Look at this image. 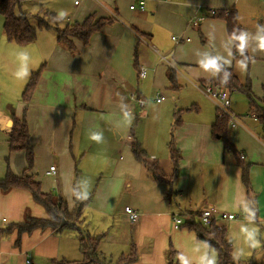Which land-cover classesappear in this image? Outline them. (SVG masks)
I'll use <instances>...</instances> for the list:
<instances>
[{
    "label": "crops",
    "instance_id": "1",
    "mask_svg": "<svg viewBox=\"0 0 264 264\" xmlns=\"http://www.w3.org/2000/svg\"><path fill=\"white\" fill-rule=\"evenodd\" d=\"M76 1L67 24L83 23L90 16L97 20L113 19L91 37L88 45L74 40L76 53L58 45L53 29L38 31L35 42L26 46L7 41L4 34L0 37V179L6 177L8 170L16 176L26 170L25 153H10L9 136L13 117L20 119L24 115L22 94L28 80L43 66L26 112L35 154L31 174L42 190L63 197L70 210L76 207L74 190L81 200L93 193L91 201L82 208L83 228L91 235L105 234L102 253L121 251L123 255L125 248L129 253L135 247L138 260L133 264H166L165 254L172 242L183 264H208L212 252L208 245L188 229L175 230L172 216L196 214L211 207L220 212L219 208L232 199L240 208L243 198L248 205L245 208L248 220L264 226V149L261 148L264 144L251 134L246 121L253 120V127H257L258 118L239 116L242 127L232 134L229 131L233 149H225L213 140L216 139L212 136L216 113L211 125L203 123L196 131L188 133L183 130L181 119L176 129V148L181 161L172 187L153 181L148 172L144 176L137 161L130 159L125 164H111V153L133 141L134 135L131 136L129 130L134 119H138L137 109L147 107L146 122L154 107L164 111L166 98L173 99L174 91L181 88L179 80L196 89L194 84L214 79L215 62H222L233 68L242 81L246 65L234 59V40L227 33L226 22L210 16L211 10L218 12L235 7L244 41L253 58L249 69L253 90L261 98L264 0H144L143 11L138 8L140 0H83L75 4ZM132 5L136 7L134 10L130 9ZM198 17L205 20L194 27L193 22ZM175 36L183 40L175 43L172 40ZM141 68L147 69L145 78L139 77ZM157 92L163 94L161 103L150 101ZM131 94L148 100L149 104L139 107L130 100ZM192 109L198 111L196 106ZM124 134H127L126 139H122ZM85 148L100 149L103 152L101 164L106 165L107 172L111 167L96 189L89 187L94 175L85 189L81 186V170L79 183L74 186L77 171L74 149L83 157L88 152L83 151ZM234 150L244 155V162L250 164V181L257 197L255 208H250L246 200L237 159L226 157V152L234 155ZM150 152L153 159L149 163L158 167L155 152ZM51 166L56 167L53 176L46 174ZM161 170L165 173L166 169ZM126 207L140 214L137 223L130 221ZM26 211L33 217H48L28 191L14 189L7 194L0 191V229L22 222ZM237 220L222 222L234 254ZM119 223L127 225L124 240L118 229L115 230L122 226ZM17 237V231L0 235V264L82 261L77 231L54 234L50 229H37L31 235L22 236L19 248L15 247Z\"/></svg>",
    "mask_w": 264,
    "mask_h": 264
},
{
    "label": "trees",
    "instance_id": "2",
    "mask_svg": "<svg viewBox=\"0 0 264 264\" xmlns=\"http://www.w3.org/2000/svg\"><path fill=\"white\" fill-rule=\"evenodd\" d=\"M24 1L25 0H0V15L4 19V35L7 41L19 46H26L35 42L38 31L53 29L57 34L58 45L71 53H76L78 50L74 44V40L80 41L84 46L88 45L91 37L95 33L99 32L106 24L113 22V19L97 20L94 16H90L83 23L73 22L67 24L64 28H60L56 23L57 20H60V17L53 13H46L43 17H35L37 20V27L34 28L31 26L27 15L23 14L21 11ZM216 13L214 18L226 22L227 33L234 40V59L244 62L247 69V76L245 81L242 82L238 79L233 68L225 66L222 62H215L213 69L216 75L214 79L206 83H218L230 94L233 92L244 94L247 97L249 108L256 114L259 123L264 127V107L262 106V104H264V97L262 101H258L252 92V80L250 79L249 69L253 58L244 41L242 28L238 22L237 11L235 7H233L230 10L218 11ZM42 69L43 66L36 72H33L28 80L22 94V102L25 105L24 115L20 119L13 117V128L9 136L10 153H25L27 163L26 170L21 176H16L8 170L6 177L0 179V191L3 194H7L14 189L28 191L33 200L45 209L48 217H33L26 211L22 222L6 225L4 228L0 229V235L12 234L14 231H17L18 237L15 242V247L19 248L21 246L22 236L25 234L31 235L37 229H50L54 234H59L63 231H77L83 260L74 263L64 262L63 264H112L111 260L107 259L104 254L99 251V245L105 234L91 235L90 233L84 232V229L80 226V224L84 222L82 208L86 203L91 201L93 193L85 200H81L79 197L75 196L76 207L70 210L67 201L63 197L45 193L41 188V184L35 181L34 175L31 174L34 168L35 154L30 141L31 134L26 119V112L37 87ZM171 79L172 82H174V79ZM180 125L181 117L179 116L172 128V137L173 131ZM229 127L228 119L226 117L221 118L216 111V120L212 125V136L222 140L225 149H233V145L229 140ZM175 144L172 138L169 143L170 159L173 163V171L171 174H165L157 166L150 164L149 161L146 160V153L140 149L138 144L132 145V150L136 160L145 164L149 176L153 181L157 183H166L172 187L177 179L181 161V155ZM234 152L238 165L241 168V181L246 191V200L250 208H255L257 197L252 189L250 181V164L241 160L237 151L234 150ZM199 214L200 212L194 215ZM236 217L235 220L238 219V216ZM222 222L231 221L213 222L210 226H204L198 221L190 220L182 224L177 230L185 228L194 232L198 240L208 245L210 250L215 252L217 264H254L249 260L245 262L236 261L231 241L227 236V230L222 225ZM173 247L171 242L165 254L166 264H182L181 255L173 249ZM137 260L138 252L135 247H132L127 255H121L114 264H133L137 262Z\"/></svg>",
    "mask_w": 264,
    "mask_h": 264
},
{
    "label": "rangeland",
    "instance_id": "3",
    "mask_svg": "<svg viewBox=\"0 0 264 264\" xmlns=\"http://www.w3.org/2000/svg\"><path fill=\"white\" fill-rule=\"evenodd\" d=\"M74 1L75 0H25L22 3L21 11L23 14L27 15L31 26L34 28L37 27V20L35 17L36 16L43 17L44 14L46 13L49 14L53 13L58 15L60 17V20H57L56 23L57 25H59L60 28H64L68 23L67 20L69 19V17L72 16L73 12L75 11ZM79 1L82 2L83 0H78V3ZM3 24H4V19L0 15V37L4 34ZM242 71H244V69ZM249 75H250V79L252 80L253 78L251 76L250 70H249ZM246 76H247V69H246V74L244 72L243 76H241V80L243 81L246 78ZM179 84L181 88L178 89L177 91H174L175 92L174 98L173 99L166 98L164 104L167 106V108H165L163 111L160 109V107H154L152 109L151 118L147 122H146L147 116H144L147 107L145 109H137V111L135 110L138 119L137 121L136 119H134L132 127L129 130L130 135L131 136L134 135V139L132 142L128 141L127 143L120 145L118 149H115L113 153H111V159H112L111 164L112 163L115 164L118 162H122L123 164H125L130 159L133 160L134 162L137 161L132 150V145L138 144L141 150L147 152L146 153L147 161L150 162L151 159H153L150 151H154L155 152L154 157L156 158V160L159 161L158 167L161 169L165 167L166 169L165 173L167 174L172 173L173 164L170 159V150L168 147L172 138L176 143L177 128L175 129V131H173V137H172V128L178 117L180 116L182 119V126L184 127L183 130L188 133L191 130L196 131L197 126H200L203 123L205 125L207 124L211 125L215 119V113L217 111L216 105L213 104L209 99H207L202 93L197 91L193 86L190 85L185 86V84L182 81L180 82V80H179ZM252 90H253V81H252ZM260 90L262 92L261 98H259L258 94H256L254 90L252 91L256 96V98L258 99V101L259 100L262 101L264 97L262 86L260 87ZM230 103H231L230 110L231 113H233L234 115L245 116L247 115V113H249V111H251V109L249 108L247 97L239 92H233L232 94H230ZM174 104H176L177 107H174L173 106ZM193 106H196L198 108V111L193 110L192 109ZM262 106L264 107V104H262ZM246 121L250 125L247 126L249 127L251 134H254L255 137L259 138L262 141V142L260 141L261 144L262 143L264 144L263 126L259 122H257V124H259L261 128L259 125H257V127L259 128L253 127L252 123L253 124L255 123L253 120L250 121L246 119ZM234 130L235 129L233 128L231 129L229 127V131L231 134L234 132ZM126 138H127V134H124L122 136V139H126ZM213 140L219 146L223 145L222 140H217V139H213ZM261 144L259 143L260 146ZM262 146L261 148L264 149V147ZM83 151H88V152L86 153V155L82 157L83 154L81 156L77 155V150L74 149V154L77 157L75 163L77 171L75 170L74 186L76 187L77 185L79 178L78 177L79 170H81L80 173H82V177H81V181H79L81 183V186L83 185V188L85 189V184L89 183L91 180V175H94L95 178L91 180V182L89 183V187L90 185H92L93 187H95L94 189H96V187L102 185L103 181H101L102 180L101 178L103 175L104 176L108 175L107 173L111 171V167L109 166L110 171L107 172L105 168L106 165L101 164L103 162V158L101 155L103 154V152L100 149L89 150V148H85ZM231 156H233V159L235 161L236 159L235 155L226 152V157L231 158ZM83 162L85 163L84 167L81 166ZM138 164L140 165L139 168L141 167L142 173L145 176L148 172L147 168L145 167V164L143 162L141 163L138 162ZM186 167H188V164ZM141 170H140V174H141ZM98 172L100 174L96 176V173ZM76 195L80 197L79 194L76 193ZM73 197L75 198V190L73 193ZM230 202L231 203L222 206V208L219 209L221 210L220 212L225 211L229 213L232 211L236 216H238L237 224L235 227L236 236L234 238L236 242V252L234 254V256L236 257V261L245 262L249 260L252 261L254 264L264 263V226L263 225L261 226L259 224H256L248 220L245 211L247 202H243V198L241 199L240 208L238 206L239 204L236 203L234 199L230 200ZM119 225L122 224L119 223ZM80 226L82 229H84L83 224H80ZM120 227L116 228L115 230L118 229L117 231L120 233L122 239L124 240L125 232H127L126 230L127 225L126 226L122 225ZM121 248L122 245H120L119 249ZM173 249L176 250L175 247H173ZM99 251H103L101 243L99 245ZM123 251L125 253L123 255L128 254L127 248H125V250ZM121 253L122 252L119 251V253L117 254H106V253L103 254L107 259L111 260L112 264H114L116 260L120 257ZM181 262L183 264L182 257H181ZM208 264H217V257L214 251L211 252Z\"/></svg>",
    "mask_w": 264,
    "mask_h": 264
},
{
    "label": "built area",
    "instance_id": "4",
    "mask_svg": "<svg viewBox=\"0 0 264 264\" xmlns=\"http://www.w3.org/2000/svg\"><path fill=\"white\" fill-rule=\"evenodd\" d=\"M75 4H78V1L75 2ZM136 7L135 5H132L130 7L131 10H134ZM138 8L143 11L145 8V2L144 0L139 1ZM216 10L210 11V16L214 17L217 13ZM205 20V17H198L193 22L194 27H198L199 24ZM172 40L175 43H180L183 40V37L175 36L172 38ZM186 41H189V39H186ZM163 60H165L164 57H162ZM147 74L146 68H141L139 70V77L145 78ZM196 89L202 93L207 99H209L213 104L216 105V110L219 113L220 117H226L229 121V125L233 129H237L242 127L240 118L237 115H234L231 113L230 107V93L223 89L218 83H205V84H194ZM130 100L132 102H135L138 104L139 107L144 108L146 105L149 104V101L143 98H140L136 96L135 94L130 95ZM163 100V94L160 92H157L154 97L151 98L150 101L155 103H161ZM243 118H253L257 120L256 114H247L243 116ZM241 160H245L244 155H240ZM56 167L51 166L49 168V171L46 173L49 176L55 175ZM125 213L129 217L130 221L132 223H137L140 218V214L136 211H134L130 207L125 208ZM237 217L235 214L227 213V212H219L215 208H206L203 211L200 212L199 215H194L190 213H185L184 215H174L172 217L174 229H179V227L184 224L186 221L195 220L203 224L204 226H210L213 222H219V221H233ZM26 264H33L30 261H26Z\"/></svg>",
    "mask_w": 264,
    "mask_h": 264
},
{
    "label": "water",
    "instance_id": "5",
    "mask_svg": "<svg viewBox=\"0 0 264 264\" xmlns=\"http://www.w3.org/2000/svg\"><path fill=\"white\" fill-rule=\"evenodd\" d=\"M62 15V14H61Z\"/></svg>",
    "mask_w": 264,
    "mask_h": 264
}]
</instances>
